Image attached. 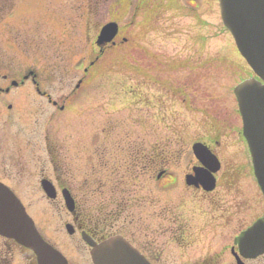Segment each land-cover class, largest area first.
<instances>
[{
  "label": "rangeland",
  "instance_id": "374dc122",
  "mask_svg": "<svg viewBox=\"0 0 264 264\" xmlns=\"http://www.w3.org/2000/svg\"><path fill=\"white\" fill-rule=\"evenodd\" d=\"M8 2V12L0 18V89L33 73L40 90L65 108L60 111L39 96L31 80L9 94L0 92V180L15 186L44 237L72 264H92L88 247L78 236L67 234L65 224L71 222V215L62 203L45 199L38 186L40 172L67 179L79 197V213L88 215L97 209L98 214L113 216L112 210L119 211L112 205L119 201L110 199L113 186L100 190L97 204L88 193L95 186L89 179L93 162L105 161L114 170L125 153L133 155L143 148L149 155L154 147L172 157L173 175L180 176L181 182L163 191L152 184V171H144L139 183L135 182L141 174L137 165L141 168L142 157L125 159L136 170L126 195L131 202L125 220L115 212L109 225L111 231L125 230L136 240L135 224L140 223L146 250L158 233L159 264L171 255L179 263L178 252L190 249L199 254L204 247L219 246L217 231L207 232L211 228L206 226L213 224L206 222L208 216L229 217L222 222L226 227L217 230L227 231L232 239L264 212V196L254 178L234 95V88L250 78L251 71L222 23L217 0H197L202 4L198 11L185 0ZM111 21L119 25L113 41L116 46L109 43L101 49L96 38L100 28ZM80 65V69L87 65L86 74L79 71ZM145 70L151 75L147 81L169 83L177 96L175 104L160 101L157 122L149 119L151 109L144 108L143 113L139 106L143 96L149 104L157 102L155 91L136 83L137 74ZM79 82L80 89L71 95ZM212 127L215 132L210 131ZM206 135L214 139L212 143ZM197 141L216 150L226 167L224 173L228 171V183L219 180V173L217 189L209 196L183 184L190 154L182 155ZM106 151L112 157H105ZM9 158H13L12 177ZM105 175L108 178L110 173ZM235 179L236 184L231 182ZM155 197L159 201L154 207ZM175 224L182 225L179 229L184 232L204 229L198 236L203 242L180 250L166 234ZM19 262L17 256L15 264Z\"/></svg>",
  "mask_w": 264,
  "mask_h": 264
},
{
  "label": "water",
  "instance_id": "95a60500",
  "mask_svg": "<svg viewBox=\"0 0 264 264\" xmlns=\"http://www.w3.org/2000/svg\"><path fill=\"white\" fill-rule=\"evenodd\" d=\"M219 1L224 22L231 29L240 52L264 78V0ZM115 29L113 25L106 27L103 39L100 38V47L113 39ZM235 94L243 110L245 134L253 148V153L260 159L256 175L264 193V165L261 164V144L264 143V87L249 81L240 85L235 90ZM255 125L261 130V136L259 132L256 133ZM262 159L264 161V158ZM44 190L48 196L55 197L53 187L45 184ZM0 234L35 251L40 264H63L60 256L39 237L19 201L8 190L1 187ZM237 242L242 254L246 257L253 258L263 254L264 218L243 233ZM92 255L95 264H147L134 249L120 240H112L96 247Z\"/></svg>",
  "mask_w": 264,
  "mask_h": 264
},
{
  "label": "flooded vegetation",
  "instance_id": "af4514ba",
  "mask_svg": "<svg viewBox=\"0 0 264 264\" xmlns=\"http://www.w3.org/2000/svg\"><path fill=\"white\" fill-rule=\"evenodd\" d=\"M160 75H153V77H157ZM151 77L150 73L148 71H140L137 74V83L139 86H142V88H149L152 89V91H155L157 95H155L153 98L157 101L154 103L149 104L148 99L145 100V97L143 96L139 101L141 104H139L141 111L144 113V108H147V110H152V116L149 119H154L155 122L159 120L160 113H159V104L160 101L165 103V99H167L168 103L174 104L175 103V91L170 88L169 83L162 84L159 80L153 79L151 81H147L145 78ZM164 82V80L162 81ZM174 86V85H173ZM159 94V96H158ZM160 95L162 97H160ZM13 147V145H12ZM14 149V147H13ZM152 156L149 160H151L152 163V169L158 168V162H159V152L158 150H153ZM15 155V152L13 153V156ZM105 157H109L110 154L106 151L104 152ZM137 155L141 156V152L137 151ZM112 157V156H110ZM109 157V158H110ZM127 153L121 156V158H126ZM133 157V155H131ZM137 157V156H136ZM13 158H9V169L11 167V161ZM138 164V162H137ZM128 166V163L125 159L122 160V163L120 166L113 169H109L107 167V164H105V161L100 164L99 161L93 162V165L90 169L89 173V179L92 182L94 186V191L90 194V197L93 196V202L98 203L100 190L103 188H106L108 186H113V189L109 192L110 199L112 201H119L122 202V198H124L128 194L127 190V182H126V175L122 174L123 169H126ZM12 168V167H11ZM103 168V169H102ZM146 169H149L148 167H145ZM11 171V177H12V170ZM108 171L110 175L107 178V175H105V172ZM25 173V171H22ZM45 172V171H44ZM44 172H40V176H38L40 179H45V177H48L44 175ZM54 173H56V170H53ZM120 172V173H119ZM53 173V176H54ZM102 175H99L101 174ZM223 173V172H222ZM221 173V174H222ZM21 174V172L19 173ZM114 174V175H113ZM142 174L143 170H142ZM142 174L136 175V179H141ZM28 173H26L27 177ZM120 178V179H119ZM52 180L53 183L57 187L65 186L70 190V193L72 197L75 200V203L77 206H80V200L77 194H74L72 187L68 183L67 179H63L62 177H58V175H55L53 178H49ZM103 179V181H102ZM3 184L7 185L11 189H14V185H10L9 183H6L2 180H0ZM40 183V182H39ZM39 185V184H38ZM221 185V183H220ZM118 187V188H117ZM117 188V189H116ZM192 189V188H188ZM195 193H199L203 196L202 190H195ZM187 193V192H185ZM207 194H204V196ZM136 199V205L137 203ZM159 199L155 197V200L152 202L153 206L155 207L158 204ZM63 204L62 197L58 196L56 201L53 202V204L57 203ZM110 202V201H104V203ZM117 203V202H114ZM137 210L141 209V206L136 207ZM127 207L126 205H123L122 209H120L119 215L123 217L127 213ZM204 217V216H203ZM72 219V223L74 226L75 233H77L80 241L85 246V243L82 239V233H86L90 238H92L94 241L99 242L103 240L104 238L111 235L108 231H101L99 230V226L92 222V220H87L84 218V216L77 211L75 214L70 217ZM205 218V217H204ZM209 219V220H208ZM207 220L206 222L210 221L213 223L211 226H206V229L211 228V230L207 231L210 234H213L217 231V236L221 239V241H217L219 246H211V247H204V250L201 251L199 254H196L192 252L190 249L185 250L183 252H178L180 254V261L178 263L176 256H169L167 260L163 261V264H170V262L173 260L174 263L178 264H264V256L259 257L257 259L247 260L240 258L238 247L235 245L234 238L230 239V235L227 233V231H218L217 229H224L226 226L222 224V222L229 221V217H225L224 215H213V217L208 216L205 218ZM179 227H182V225H174L172 226V229L166 232V234H169L172 237V242L179 245L181 247L180 250H184L185 248L190 247L192 244H201L203 240H198V236H202L204 233L203 230H195V231H183L179 229ZM237 229V226L235 227ZM237 231V230H236ZM135 233L137 234V239L135 240L127 231L123 230L121 233L124 235L146 258L150 261L151 264H159L160 260L158 258V245H155L156 240L158 239V233L155 234L153 237L152 247L150 250H146V246L142 243V237H143V228L140 223L136 221L135 224ZM206 233V232H205ZM240 233V232H239ZM238 233V234H239ZM207 234V233H206ZM179 238H181L179 240ZM206 248V249H205ZM211 248V251H210ZM89 255V254H88ZM18 256L19 263L18 264H35L32 260V254L18 245L12 240H8L5 238L0 237V264H15V259ZM241 261V262H240ZM70 264H72L70 262Z\"/></svg>",
  "mask_w": 264,
  "mask_h": 264
},
{
  "label": "trees",
  "instance_id": "16d2710c",
  "mask_svg": "<svg viewBox=\"0 0 264 264\" xmlns=\"http://www.w3.org/2000/svg\"><path fill=\"white\" fill-rule=\"evenodd\" d=\"M8 3V0H0V18H3V13L8 11Z\"/></svg>",
  "mask_w": 264,
  "mask_h": 264
}]
</instances>
